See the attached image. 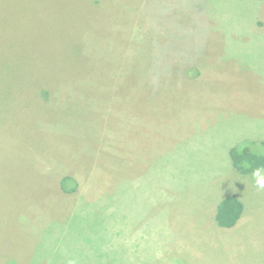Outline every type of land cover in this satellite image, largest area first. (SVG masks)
Masks as SVG:
<instances>
[{
  "label": "rangeland",
  "instance_id": "obj_1",
  "mask_svg": "<svg viewBox=\"0 0 264 264\" xmlns=\"http://www.w3.org/2000/svg\"><path fill=\"white\" fill-rule=\"evenodd\" d=\"M91 1H0V264H264V0Z\"/></svg>",
  "mask_w": 264,
  "mask_h": 264
},
{
  "label": "trees",
  "instance_id": "obj_2",
  "mask_svg": "<svg viewBox=\"0 0 264 264\" xmlns=\"http://www.w3.org/2000/svg\"><path fill=\"white\" fill-rule=\"evenodd\" d=\"M6 1L12 3V2H19L21 0H6ZM62 1L68 4H78L76 1L82 2V4H78L79 5L78 8L81 10L83 17L86 20L91 17L90 16L91 13H94L91 11V9L93 8L91 7L92 1L90 2V0H62ZM74 58H76V56ZM124 76L125 74L121 78H124ZM134 76L138 77V71H135ZM134 88L136 89L138 87H134ZM139 92L142 93V91ZM10 94H14V91L10 92ZM41 94L47 98L50 95V91L45 88L42 89ZM121 94L124 96L123 92H121ZM147 94L148 93H144V96L141 99V103H140L141 108L145 107V104H147L148 101ZM255 147H256V143L247 140L230 149V157L232 164L239 172L243 174H250L264 169V141L260 143L259 149H256ZM60 188L67 193H73L78 190V182L72 176H65L60 180ZM244 210H245V205L238 197L236 196L224 197L217 206V210L215 213V220L221 228H227V229L233 228L238 224L240 219L243 217ZM4 263L12 264L11 261L3 262L1 264Z\"/></svg>",
  "mask_w": 264,
  "mask_h": 264
},
{
  "label": "clouds",
  "instance_id": "obj_3",
  "mask_svg": "<svg viewBox=\"0 0 264 264\" xmlns=\"http://www.w3.org/2000/svg\"><path fill=\"white\" fill-rule=\"evenodd\" d=\"M254 175L257 177V184H258L260 187H264V177H261V176H260L259 171H257L256 173H254Z\"/></svg>",
  "mask_w": 264,
  "mask_h": 264
}]
</instances>
